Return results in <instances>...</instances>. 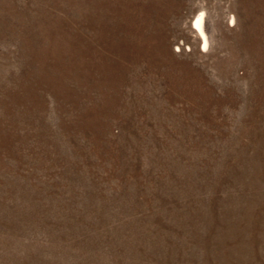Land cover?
<instances>
[{"label": "rangeland", "instance_id": "374dc122", "mask_svg": "<svg viewBox=\"0 0 264 264\" xmlns=\"http://www.w3.org/2000/svg\"><path fill=\"white\" fill-rule=\"evenodd\" d=\"M0 264H264V0H0Z\"/></svg>", "mask_w": 264, "mask_h": 264}, {"label": "bare ground", "instance_id": "6f19581e", "mask_svg": "<svg viewBox=\"0 0 264 264\" xmlns=\"http://www.w3.org/2000/svg\"><path fill=\"white\" fill-rule=\"evenodd\" d=\"M202 18H203V16L201 13L196 15V17H194L193 27H194V30L197 32V35L199 36L202 47H205L206 46V38H205V35L203 33V29H202Z\"/></svg>", "mask_w": 264, "mask_h": 264}]
</instances>
